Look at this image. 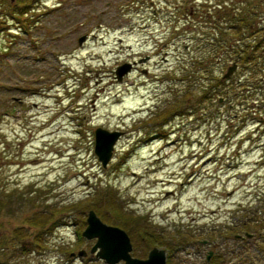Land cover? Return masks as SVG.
I'll return each instance as SVG.
<instances>
[{"label":"rangeland","instance_id":"rangeland-1","mask_svg":"<svg viewBox=\"0 0 264 264\" xmlns=\"http://www.w3.org/2000/svg\"><path fill=\"white\" fill-rule=\"evenodd\" d=\"M236 38L255 51L206 50ZM206 56L213 75L236 62L222 99L184 75ZM95 126L122 130L105 166ZM2 187L25 201L0 209V264H104L81 235L88 209L126 230L134 256L156 245L165 264H233L213 258L232 245L216 229L264 207V0H0Z\"/></svg>","mask_w":264,"mask_h":264},{"label":"trees","instance_id":"trees-1","mask_svg":"<svg viewBox=\"0 0 264 264\" xmlns=\"http://www.w3.org/2000/svg\"><path fill=\"white\" fill-rule=\"evenodd\" d=\"M236 39L237 40H235L233 42H227V41L221 40V41H216L214 43H210V47L208 46V48H206V50L208 51V53H210V49H211V51L215 52L218 49L225 48L226 51L232 52V54L237 56L238 59L239 58L243 59L244 56H246L248 51H255L258 41H255L252 43L244 41L242 43V42H240V40L238 38H236ZM250 54H252V52ZM256 56H259V55L254 54V57H256ZM248 57H253V56L247 55V58ZM216 62L217 61L209 60V58L207 56L205 57V59L194 60V61H192L191 65L193 67L196 66V68L195 69L193 68L192 70H188V72L184 73L185 77L187 75H188V77H191V80H192L191 84L192 85L194 84L197 88L200 89L199 96L202 99H212V98L218 99L221 97L223 98L225 96H228L229 88L227 86H225V84H224V83H226L225 81H227V79L222 78L220 75H213L211 73V71H208V68L204 69L205 67L211 66V64H214ZM248 62H250V61H248ZM253 63H255V62H253ZM200 70H205V71H208L209 73L196 75V72H198ZM190 87H191V85H190ZM28 190H29V192L31 191L30 188H28ZM22 193L20 191H18L17 189L6 190L4 187L0 188V209L3 207L6 208L7 206H10L9 205L10 203H14V204L23 203L25 201V199L23 198L24 196H22V195H24V193L23 194ZM27 199H29V198L27 197ZM119 213L120 212L117 211V214L120 216ZM248 213H250V214L248 215V217L246 219H245V216H242L243 219H242V221H239V225L237 224V222L231 221L230 224H226L221 229L220 228L216 229V230H218L219 234H220L219 230H223V231H221V232H223L221 239H229L232 241V245L225 246L223 249L220 248L218 250V252L215 253L213 258H215L216 262H221V261L224 262V260L227 261L231 258H233V259L235 258V260L233 261V264H252L253 260H255V259L260 260L261 257L264 258V249L262 248V246L260 244L263 241L262 239H264V236L261 234V233H264V207L261 208V207L255 206L254 208L249 209ZM33 214H34L35 219L40 220L41 218L44 217L46 212H45V210L41 209L40 211H37V212L35 211V213H33ZM247 221L250 223V227L252 228V229H248V230H250L249 232L252 233L251 236H249V237L245 236V235L236 236L235 233H240V234L243 233L242 231L236 232V230L237 229H239V230L245 229L244 226H247L245 224V223H247ZM241 225H244V226H241ZM212 230H215V229H212ZM197 233L202 234L201 232H197ZM142 234H143V237L145 240H147V241L149 240L148 242H150V239H152L153 241L163 242L162 239L158 240V237H157L158 233H156V231H152L151 229L147 230L145 228V230H143ZM37 236L38 235H35L34 238L26 241V243L30 244V245H33V243H40L41 242V239L39 238L40 236L39 237H37ZM206 236L208 238L211 237V235H209V234ZM252 236L253 237L256 236L257 239L255 238V240H251ZM202 238H204V237L201 236V239ZM258 239H259V241H258ZM253 241L256 242V245L258 244L257 245L258 249H256V252L251 248V247H253V245H252ZM16 242H15V245H18L17 246L18 250H25L26 249L24 241H19V242H17V244H16ZM5 247L6 246L2 245L0 242V250H3ZM259 250H260V252H259ZM261 264H264V262H262Z\"/></svg>","mask_w":264,"mask_h":264},{"label":"water","instance_id":"water-1","mask_svg":"<svg viewBox=\"0 0 264 264\" xmlns=\"http://www.w3.org/2000/svg\"><path fill=\"white\" fill-rule=\"evenodd\" d=\"M85 35L81 34L77 38L80 43ZM131 66L128 61L117 64L114 68L116 79H120L122 74L126 73ZM235 66L231 62L221 77L226 78ZM122 133L120 129H107L101 126H95L93 129V152L99 160L101 166H105L111 158L115 140ZM81 235L85 238H94V242L89 248L95 256L103 259L107 264H114L122 260L123 264H165V249L161 246H151L144 257L131 255V243L126 231L114 224H109L101 220L92 209H88L85 217V226L81 230ZM204 242L205 240H200ZM78 255H83L84 249L76 251ZM73 255L74 252L69 253ZM208 257V255H207Z\"/></svg>","mask_w":264,"mask_h":264},{"label":"flooded vegetation","instance_id":"flooded-vegetation-1","mask_svg":"<svg viewBox=\"0 0 264 264\" xmlns=\"http://www.w3.org/2000/svg\"><path fill=\"white\" fill-rule=\"evenodd\" d=\"M190 8H191V6H190ZM198 10V13L199 12H201V7L199 8V9H197ZM191 12H192V10H190ZM138 59H140V58H138ZM138 59L137 60H134V59H131V67H130V69H132L134 66H135V64L137 63L136 61H138ZM141 71L142 72H145V69H141ZM126 231V230H125ZM127 233V232H126ZM128 234V233H127ZM128 237H129V235H128ZM129 240H130V238H129ZM131 243V242H130ZM210 252V250H207V252ZM208 252V253H209ZM87 252H85V254H86ZM88 253L91 255H94V253H92V252H89L88 251ZM130 253H131V250H130ZM208 253H206V254H208ZM211 253V252H210ZM132 255V254H131ZM210 258V254H209V256L208 257H206V255H205V260H208ZM101 259V258H100ZM103 260V259H102ZM103 262H104V264H107L104 260H103ZM114 264H123V261L122 260H119V261H117V262H115Z\"/></svg>","mask_w":264,"mask_h":264}]
</instances>
